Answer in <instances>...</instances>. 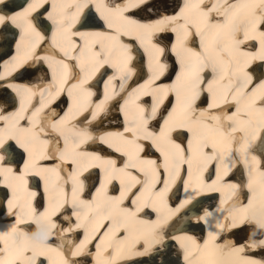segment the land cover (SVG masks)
<instances>
[{
  "label": "bare ground",
  "instance_id": "obj_1",
  "mask_svg": "<svg viewBox=\"0 0 264 264\" xmlns=\"http://www.w3.org/2000/svg\"><path fill=\"white\" fill-rule=\"evenodd\" d=\"M12 1V4H11ZM86 0H65L61 3V8L65 7L67 4L70 3V7L64 8L63 11H47L44 14V6L40 9L37 7V5L42 4V0H36L30 4H27L25 9L20 8V4H26L24 1L20 0H10V3H7L6 0H0V13L3 12L7 7L12 5L16 10H13L11 14V17L13 20L16 21L14 25H18L19 21L16 20L17 15L19 13H29L33 17H36L38 20H40L41 23H43L44 17L49 20L57 21L61 27H63L67 33V38L65 42H62V48H64V45L72 47L70 49V52L76 53V50H73L74 47L79 44L78 40L80 38H84L86 46V49L89 45V50L85 53L84 56H86V59H81L76 61V57L74 56V63L71 61L69 64L74 66H79L78 68H73V76L78 75L80 71L86 67L81 66L85 63V65H91L92 62L95 60V58L92 57V53L96 55L97 51L91 50V46L98 43V46L104 45V49H106V53L108 55H114L116 51H118V46H116V42H118L121 39V42L124 43L123 47H126L127 44H131L132 46H137L139 49L144 48L143 51H141V54L137 57V61L142 59V56L144 55V52L147 53L150 51V53H155L158 55L159 61H157L155 64L157 74H155L151 80V85L148 86L147 90L151 93H155L158 95L160 93V88L167 85L165 82H157L153 83V81L156 79V77L163 72L164 65H169L172 61V66L174 72L177 69L178 76L181 77V84L186 80L187 78H192V80L195 78V74L198 72L199 77L203 81L201 84L198 85V87L194 90L196 92H199V95L203 92H208V95H211L210 98H208V106L205 108L200 109H193L192 114L193 118H201L202 122L206 126V131L203 132V135H208L209 137L215 139L221 138L219 141L217 140V148L222 147L223 150L225 149V155L219 157V161L217 164L223 166L224 165V159L234 157L235 161H245L248 162V159L246 157H249L247 155L244 156V150L246 149V146L255 140L256 136L259 133V130L261 129V125L264 124V101L262 100V94L264 93V74L258 73L260 72V69L263 67V64L261 65L258 63L259 59L263 57L264 52L260 53V55H257L259 52L264 50V24L261 23V21H264V15H261L260 11H254L255 4L259 3V0H210L209 2L201 3L204 0H193L192 3L188 5L186 10L183 11L180 9V11L176 14V9L180 6V4L172 3L174 5L171 9H164L165 5H161V7L158 8V10H154V6L161 3V0H144V2L141 5V0H136L132 3H126L124 7L120 6L118 3H115V0H108V2H100L101 9H96L97 12L92 9V5L88 6V10H86L83 13V16L81 17V20L79 19L80 14V5H82ZM175 1V0H173ZM18 4V9L14 4ZM20 3V4H19ZM76 3L77 6H74ZM137 4H140L143 8L141 10H146L148 13L150 11L155 12L154 18H150L147 20H142L139 23L141 25L146 26L147 30H152V33L150 37L147 38L146 41H144L143 44H139L138 42H135L132 35L128 38V40L125 38L128 37L127 35L130 33L134 28V25L128 24L125 20V18H128L132 20L134 17L128 14L129 8H133ZM198 5V6H197ZM24 6V5H23ZM153 6V7H152ZM197 6V8H196ZM176 8V9H175ZM215 8V10H214ZM34 9V10H33ZM146 11L144 13H146ZM93 12V13H92ZM122 12L124 14L122 15ZM184 12V13H181ZM210 12L217 16V19L211 16ZM163 14V15H162ZM165 17V15H167ZM173 14V15H172ZM162 15V16H161ZM70 16V17H69ZM103 16L108 17L110 19V23H112V20L116 21V24H113L114 30L109 31L108 29H103L102 26L100 27H92L90 28L91 31H84L83 29L77 28L76 25L82 24L83 22H93L96 21L98 24H100V20ZM159 16L161 19H159ZM0 17H3L0 14ZM10 17V18H11ZM69 17V18H68ZM75 17V19H73ZM89 17V21L87 20ZM181 17H183V21H181ZM6 24L3 28V34L2 37L0 35V53L6 52L7 47L10 46V40L13 39V35L15 34V37H18L17 45L21 49H23L26 45L33 42V40L27 39V36L21 35L18 32L14 31L12 29V23H9L7 20L9 19V15L7 17H4ZM20 20L22 18L18 17ZM76 22V25L74 22ZM134 20V19H133ZM136 21V20H135ZM105 22V21H104ZM106 23V22H105ZM109 24V23H108ZM2 25V24H1ZM72 25V28H76L73 32L69 33V29ZM103 25V24H102ZM161 25V26H160ZM233 25L238 29L234 36L230 35V30L232 29ZM219 26V27H217ZM34 28H31V31ZM99 33H98V32ZM14 32V33H13ZM173 32L175 36L174 44L171 46V49L169 48V44L167 43V40L171 37V33ZM2 33V32H1ZM79 37H74V35ZM157 34H161L158 37ZM73 35V37H72ZM245 35L249 37L248 40H245ZM109 37H115V39H109ZM222 38L226 41V47H210L211 42L213 38ZM125 38V39H124ZM156 40H151V39ZM164 38V39H163ZM181 38L185 39L184 42L181 43ZM195 38L199 40H206L203 43H199V41L192 42ZM258 41V50L257 52H254L252 50L251 44L253 43V39ZM116 41V42H115ZM151 41H156L154 44H151ZM192 42V43H191ZM43 45H49L51 44L48 42V40L45 38L41 42ZM168 45V46H167ZM30 48L33 46L30 45ZM116 49H115V48ZM99 48V47H98ZM209 49V52L211 55L216 59L217 64L214 67L212 62L207 59V56L209 55V52H206L205 49ZM43 49V47H41ZM77 49V48H76ZM174 52V57L170 55L171 51ZM170 52V53H169ZM194 53H200V60L197 61L194 57ZM229 55L227 58L226 56ZM261 56V57H260ZM1 57V54H0ZM64 58V57H63ZM61 57L60 61L63 59ZM93 58V59H92ZM79 61L82 62V64L79 63ZM189 61H191V70H189ZM59 62V61H58ZM64 63H68V59L65 57ZM201 62L207 67H201ZM60 63V62H59ZM3 58H0V65H3ZM29 64V65H28ZM26 66L17 68L14 67L8 71L12 77H15V81H9L8 84L4 83L3 80H0V116L5 117V119L2 121L0 120L1 124H9L12 121L15 120L14 111L12 110V97L11 93H13L12 90H16V94L18 93L20 98H22V101L32 102L35 98L34 93L37 91V85L39 86V83L41 80L45 77V70L43 68L42 62L39 60H36L35 57L30 60ZM114 65V63H112ZM112 64H105V66L102 68L103 71H106L108 69H112ZM60 64H57L58 68L55 73H58V75L61 73L62 75L57 79L58 81H62L61 84L55 83L56 90L52 91L50 98H57L58 102L60 104H64L66 101V98L74 99V95L71 92V89L73 88L70 86L68 89H63V83L66 80V76L63 74L65 71L64 67H59ZM172 66L168 69H171ZM222 66V68H221ZM136 69H139L140 73H142V69L140 66H137ZM166 69V70H168ZM263 69V68H262ZM163 70V71H162ZM165 70L164 75L167 74L168 71ZM204 71H211L213 72L212 76L208 77L207 72H201ZM254 71L255 73H258V78L261 79L258 84L255 85L254 89L249 90L251 86L248 87L247 90L244 91L241 98L237 99L238 95L237 93L239 91L238 87L233 88L232 82H235V78L237 76L240 78H244V81H242V84L239 85V87L246 88L247 84H249L252 81V75L249 73V71ZM22 73L23 75H20L18 73ZM160 72V73H159ZM18 74V75H17ZM17 75V76H16ZM139 75L137 71V76ZM72 76V77H73ZM126 77H128V74H126L124 68H117L115 69L114 74L111 75L110 78H114L112 81H110V78L107 79L108 85L117 86V82H124ZM2 76L0 75V79ZM91 78V79H90ZM97 75H93L91 73L88 77H86V81L83 86H78L77 91H81V93H85L88 95L92 90L89 89V86H87L88 83L87 80H92L91 87L96 85V82L98 80ZM20 79V82L18 81ZM31 81L29 85H22V88L20 89L19 86L21 84V81ZM110 82V83H109ZM186 82V81H185ZM236 83V82H235ZM254 83V82H252ZM175 85V84H174ZM173 86L169 88L173 89ZM8 86V87H7ZM161 86V87H160ZM53 87V86H52ZM119 88H116L114 91L118 92ZM145 90V87L142 88ZM249 90V91H248ZM174 91L175 94L178 93V88H176ZM193 91V90H192ZM191 91V92H192ZM254 91V92H253ZM190 92V94H191ZM221 92V94L219 93ZM248 92L247 98H243L244 95ZM62 94V96H60ZM135 99L140 98L141 94L139 90L137 93H134ZM14 98V97H13ZM205 98V97H203ZM202 98V99H203ZM117 99V98H115ZM250 99V100H249ZM56 100V101H57ZM249 100V101H248ZM121 101V100H120ZM235 101V102H233ZM237 105L234 107V104ZM100 104L102 105L101 101H93L92 103L88 101L85 105L87 106L88 110L92 114L94 112V116L96 117L97 113H100L98 117H102L104 114L111 116H114L116 113L114 112V105L111 103H106L105 106L102 108V111H100L98 108L95 109V107H92L93 104ZM121 103V102H120ZM139 103V102H137ZM224 105L223 107L216 108L219 104ZM246 103H249L248 106ZM99 105V106H100ZM140 107L142 104H139ZM45 105H43L44 107ZM91 106V108H89ZM113 106V108H112ZM242 107H245L248 109H243ZM48 111L46 114H48ZM240 112V113H239ZM245 112L248 115V118H245V116L242 114ZM103 113V114H102ZM121 113L123 116H125V119L128 120V124L138 127V132H142L141 130L144 129V126L141 125L144 124V120H148L149 122L157 121L159 117H153L152 111L150 114L145 113L144 116L141 114L138 115L137 111V104L134 103L133 99L130 101H125L121 108ZM78 114V113H77ZM44 115V113H43ZM120 115L118 114V117ZM87 117V114L83 118ZM93 117V114H92ZM97 117V118H98ZM117 117V118H118ZM152 117V118H150ZM228 117H232V120H229ZM210 118V120H209ZM213 118H216L219 120V124L221 127H214L215 129H210V125H212ZM52 117L48 115L47 119L44 120H50ZM256 119H259V123H255ZM199 120V119H198ZM2 121V122H1ZM230 122H234L235 124L233 126H230ZM68 126L70 128L68 129ZM25 127L27 130H30L31 128H28L26 125L19 123L17 128L21 132V128ZM89 127V126H88ZM190 127V126H189ZM174 127L170 125L164 126L162 129L167 132L166 137L163 140H160V145H158L159 149L161 150V155L165 156L166 153L162 150L169 151L167 154H170L171 151V145L176 144L177 142L173 140L172 137V129ZM39 128H35V130L38 131ZM195 129V128H194ZM235 129L239 130L240 132H233ZM175 130V129H174ZM61 131L64 133L62 136L63 145L59 146L60 144H57V140L54 141V146H52L50 143H44L43 145H39L36 148L41 149V154L44 153V149H51L53 150L52 153L55 155H51V157L48 155L42 157L43 161L37 162L35 164L30 165L31 160L34 157H36L40 150L36 151L35 153L31 152H21L20 151V143L14 139V142H8L6 144L5 150H0V157L7 156V162H10L11 164H0V169L3 168H11L12 174L7 178L3 179L0 178V226L3 227L0 229V237H3L2 242V248L0 247V264H15L14 261L18 259L21 260L20 264H32V260L34 258V264H61L62 262L71 263L76 260V251L79 248H82L81 250H86L89 247H93L95 244V239L92 240V242H88L85 244L84 242H81L80 244H74L78 241L77 238L74 239V227L75 225L70 221L67 220L66 223L68 224L64 230L60 228V231L57 229V227L61 226V219L65 217L64 214L69 213L70 208L63 209L64 204L60 205V202L57 200V191L61 190V187L56 188V190H53L52 186L49 189H46L45 186L47 183L45 181H41L37 179V176L34 175L36 172H40L39 177H42L44 180H46L48 183L51 179V174L48 175L50 172H48L50 169L54 170L52 174L59 175L60 172H62L61 167L62 161L69 160L73 161L74 163L78 162V160L81 158V155L87 150V154H95L98 153V155H94L92 158L88 159L89 163L97 164L99 166H102L105 168L106 163L103 157L104 151L102 148L104 145L99 144H92L86 145L85 142H89V139H95L101 140L103 143H107L110 145V143L115 142V138H111L113 135L114 130L102 132L103 134L96 135L95 133L91 134L87 129L85 128H77L76 124L73 121L72 123L68 124V120L65 119L62 122ZM154 132H158L156 137L159 139L160 132L158 128H155L153 130ZM233 132V133H228ZM201 130L195 129L194 131L190 132V135L194 133L195 138L200 137ZM44 133L48 134L47 131ZM22 134V132H21ZM24 136V134H22ZM114 136V135H113ZM225 136L226 139L223 137ZM4 138V135L2 136ZM41 139L45 142H48L47 138L45 136H40ZM172 137V139H171ZM118 138V137H116ZM170 139L171 141H169ZM157 140V139H156ZM107 141V142H105ZM90 143V142H89ZM202 143V141H201ZM91 144V143H90ZM133 144L136 147H140L144 152L148 151L150 153L153 149H151L147 144H140L137 140L133 141ZM102 145V146H101ZM214 148H216L215 144H212ZM19 149H18V148ZM119 148L121 152L124 153L123 148ZM203 154H200L203 158L206 155H210V153H207L206 147L202 146ZM205 151V152H204ZM218 151V149H217ZM206 153V154H205ZM13 154L14 157H10ZM255 155H260L263 153H255ZM129 155L133 157L132 161H129ZM126 158L124 157L125 163L123 165L117 166L119 168H115L116 171L119 169H123L126 164L129 163H136L137 168L132 169L128 168L127 172L130 173L129 176L126 178V182L128 181L129 177L132 179V177H135L136 179H144L146 181L148 177L145 175L142 176L139 174V171L141 168H143L145 165L142 163L143 161L140 160V157H136L135 154L130 153ZM53 156V157H52ZM19 157L26 158V163L22 166L21 169H17L14 162L20 161ZM110 158V156H108ZM218 160V159H217ZM56 161V162H55ZM22 161H20V164ZM52 163V164H50ZM229 166L236 167L231 165V162L228 163ZM27 166V167H26ZM227 167V166H226ZM224 166L222 168L223 176H227V173H229ZM240 169H242V165L240 166ZM43 170V171H42ZM234 170V171H235ZM239 170V169H237ZM82 166H79L76 171L69 173V176H66L64 173L62 174V182H64L67 177L73 179L75 177V180H73L76 183V187H72L71 192H69V188L65 187V195L63 197L62 202H72L73 199L71 198V193H76L80 190V186L82 184L86 185L87 187L92 186L93 184L91 182L86 181L85 177H81L80 174L82 173ZM238 172V171H237ZM23 176V180L18 181L14 179V176ZM96 174L92 173L91 176H94ZM114 175L120 176L119 181H122L124 178V185L120 189V192L117 194L115 191L111 190L110 193L107 194L108 187H104L102 190H100L95 195V199L98 200V204H102L105 206L108 202L116 200L119 198L122 191L125 190V176L124 174L117 171ZM47 177V178H46ZM262 178V177H261ZM116 183L113 180H111L110 186L115 188ZM39 184L42 185V188L39 187ZM217 186V184H216ZM8 187V188H7ZM8 189L12 190L14 193L15 198L13 201L6 200V195L8 194ZM212 192H216L218 187H212ZM140 192H143V189L140 190ZM156 192V191H154ZM30 193H36L35 196H31ZM205 196L207 193H203ZM202 194V195H203ZM210 194V193H208ZM152 198V199H151ZM146 199H151L147 203L149 204L148 207L143 208L141 212H138L135 216L134 223L126 226L125 228L132 229L131 231H134L135 236L125 239V244L122 243L120 240L119 243L113 244L108 243V247L110 250L118 249L123 252L122 256L119 258L117 263L109 262L112 257L110 255H105L97 253L100 250V247L97 249V253L94 255V252H92L89 255V259L86 261H91L90 258H92V261L90 264H93V261L98 262V264H143L142 262H153V264H181L183 261H179L176 255L174 243H172L171 240H168L166 237V240H164V243H159L154 247V243H152V250H142L141 248H136L135 241L138 237L139 231L142 230H150L154 229L157 232H162L163 229H165V226H169L173 223L183 224L186 225L185 230H191V228L196 229L199 228L198 224L201 222L200 217L201 215H197L196 212L193 210V206H191V203H185L186 201H191V197H185L184 200L180 203V205L176 206L172 204L171 201V195L170 194H164L162 197L157 196L155 194L151 196H147ZM84 203H77V208L72 213L73 215H77V211L81 213L83 209H89L91 210V214L88 217V222H92V215L97 212V204L93 205L90 203L87 199L83 200ZM185 205L183 208H181V205ZM12 205V206H11ZM137 206L139 204H136L132 207V203L129 200H125L123 204L119 206V208L115 209L113 208L112 213L114 215L118 213L121 209H128L130 211L135 212ZM156 208L157 213L159 214L157 219L152 222L150 220V216H148L147 213H144L145 211H148L149 208ZM22 210L17 211L16 210ZM179 209V210H178ZM77 210V211H76ZM209 212V211H208ZM144 213V214H143ZM13 215L12 217H1L3 215ZM71 214V217H72ZM106 213L103 211L101 212L99 219L104 220L103 216ZM212 214V212L209 213V216ZM147 216L149 217L148 219ZM204 216V215H203ZM30 217V218H29ZM211 217V216H210ZM241 220L239 221V224H241L239 227H231L226 230V233L235 232L236 237L239 239H242L241 242L242 246H234L232 243L230 244L231 247L225 250L223 261L224 264H226L229 261H235L231 258L233 256L234 258H240L245 260L244 258H249L242 252L243 250H246V245H254L253 241L256 238V233L258 232V223L255 225L251 222V220H248L245 218V215H241ZM82 217H80L81 219ZM12 219V220H11ZM28 220H32L34 224L38 225V230L34 234V230L32 229V223ZM98 220V219H97ZM25 224V225H24ZM102 222H98L97 225L102 226V230H105L106 227H103ZM54 225V227H53ZM85 226V225H84ZM113 224L110 223V226L108 227L107 232H110L111 234L114 232L116 233V229L113 228ZM195 226V227H193ZM181 227V226H180ZM102 230L99 231V233L103 232ZM112 230V231H111ZM217 228H213V233L217 236ZM41 231L46 232V238L43 240H37L35 238V235L40 233ZM188 237H192L193 235L190 234V232L184 233ZM168 235V233H166ZM198 235L200 236L199 239L197 238L195 241L197 244L201 247H203L204 242L206 240H209L208 237L203 238L201 237V233L198 231ZM92 235H89L91 237ZM162 238V236H161ZM134 239V240H133ZM89 240V239H87ZM133 240V241H132ZM108 241H111L108 239ZM119 241V240H115ZM264 242V241H263ZM84 243V245H83ZM188 244V241H184V249L186 251L185 256L188 255V251L186 250V245ZM133 246V248H132ZM221 246L217 240L214 242H210V248L211 247H219ZM74 248V251H73ZM151 251V252H150ZM117 253V251H116ZM145 254L143 257L142 255ZM149 254V256H148ZM94 255V256H93ZM147 256V258H146ZM52 259L50 261L49 259ZM200 258L198 255H194L192 257H189L188 260H186L187 264H196L197 259ZM259 264H264V260L261 262H258ZM232 264H238V261L233 262ZM253 264V263H251Z\"/></svg>",
  "mask_w": 264,
  "mask_h": 264
},
{
  "label": "snow or ice",
  "instance_id": "obj_2",
  "mask_svg": "<svg viewBox=\"0 0 264 264\" xmlns=\"http://www.w3.org/2000/svg\"><path fill=\"white\" fill-rule=\"evenodd\" d=\"M48 0H42V4L37 5V7H41L43 6V3H47ZM144 0H141V3H143ZM34 10V9H33ZM254 11H260L261 15H264V0H259V3L255 4L254 7ZM5 23L4 17H0V24ZM13 24L16 23L15 20L12 21ZM128 24H135L136 22L134 21H129L127 22ZM262 24H264V21H261ZM108 27L111 29L113 27V25L111 23L108 24ZM137 27H146L144 25H137ZM219 27V26H217ZM32 28L31 23H28L27 27L25 28V32L28 31V29ZM238 29L235 27V25H233L232 29L230 30V35L234 36V33L237 31ZM34 31V29H33ZM37 36H39V33L36 34ZM40 39H43L42 37H40ZM109 39H115V37H109ZM249 37L247 35H245V40H248ZM210 47H226V41L222 38H216L214 37ZM206 52H209V49H205ZM104 54V48L101 45V50L99 52L96 53L97 57H102ZM194 57L196 58L197 61L200 60V53H194L193 54ZM207 59L209 61L212 62L213 66L215 67L217 64L216 59L211 55V53L209 52V55L207 56ZM261 59H264V57H262ZM201 67H207V65L203 64L201 62ZM222 68V66H221ZM189 70H191V61H189ZM203 81L201 80V78L199 77V73L197 72L195 74V78L191 81H186L183 84H181V77H177V84L174 85L173 89H170V91L175 90L176 88L179 87H184L185 89H189V90H193L191 92V94H185L182 101H181V105H182V109L183 110H188L191 109L192 104L195 102V100L197 99V97L199 96V92L194 91L199 84H201ZM156 115V107H153L152 109V116L155 117ZM5 117L0 116V120H4ZM229 120H232V117H228ZM165 124H168V121H165ZM176 127L178 128H184L186 127L185 124H179ZM174 130V129H172ZM190 131L192 129H189ZM235 131V129H234ZM128 134L131 135V130H128ZM167 135V132L165 130H161L160 132V136L159 139L163 140ZM152 136V133H147L144 135V139H149ZM261 139L264 140V124L261 125ZM107 142V141H105ZM4 146V142L3 140H0V147ZM21 147H23V145H21ZM117 151H120L119 148L116 149ZM142 151V149H140ZM171 163L169 165H157L156 161L154 160H149L146 162H142L144 163V167L140 169V171L144 172V174L148 177V179L146 181H141L139 179H136L135 177H132V179L130 181H127L126 183V188L124 191L121 192L120 196L118 199L113 200L108 202L105 207L102 209V211L104 213H106L103 216V219L105 221H109L111 222L114 226L115 229L117 231H120L121 229H124L126 226L134 223L135 221V216L138 212H141L143 210V208L148 207V205L146 203H141L139 204V206H137L136 211H130L128 209H121L118 213H116L115 215H112V210L113 208H119V206L121 204H123V202L125 200H129L131 203H138V201L141 200V198L143 196H151L153 194L157 195V196H163L167 191H168V183L174 182L177 177H178V173H179V168L180 165H187L189 168L193 165L196 164L197 166V171H199L201 169V167H203L204 169H207L209 162L218 159L217 156L214 155H206L204 156L203 159H200L199 156L193 152V149L191 147H187V148H181L180 145L178 144H173L171 145ZM187 153V159L184 158V154ZM3 157H0V160H2ZM133 157L131 155H129V161H132ZM109 169H111L114 165H115V161H107L106 162ZM155 166V167H152ZM27 167V166H26ZM128 168H132V169H136L137 165L136 163H129L126 164L125 167L123 169H119L118 171L122 174H124L125 177L129 176L130 173L127 172ZM162 169H167L169 176H170V180L169 182H164L162 180H159L156 178V176L159 174V170ZM187 170V169H186ZM12 169L11 168H3L0 169V178L3 179H7L11 174H12ZM43 171V170H42ZM214 174V166L213 169L211 171H209V176L208 178L211 180L212 179V175ZM34 175L39 176L40 172H36L34 173ZM14 179L21 181L23 180V176H14ZM120 179V176H116L113 175L110 177V180H117ZM217 179H222V177H217ZM73 180H75V177H73ZM122 183H124V181H122ZM159 183H164V188L161 189L158 192H154V190L157 187V184ZM143 185L144 188V193H142V197H137V201H132V196H135L136 193L135 192H131V189L133 187H135L136 185ZM251 185H249L250 187ZM233 188V190H235L237 188L236 185H232L231 186ZM139 191V189H137ZM209 191H212L213 189L210 187L208 189ZM129 192H131V195H129ZM31 196H35L36 193H30ZM245 197L247 198V194L245 193ZM185 203H191V201H186ZM185 205H181L180 207L183 208ZM252 208L251 203L243 210L244 212H248L249 209ZM179 210V209H178ZM258 215H264V207H262L260 209L259 212L257 211H253L252 216L251 217H247L248 220L251 219H256ZM258 226L261 229H264V218L257 220ZM109 225L107 223L103 224V227H108ZM240 225L233 223L231 225V227H239ZM54 227V225H53ZM79 227V225H78ZM226 227H228V225H218V228L221 230H224ZM121 235H123V232L121 231L120 233ZM46 232L41 231L40 233L35 235V238L37 240H43L46 238ZM217 236L216 234H209V240H206L204 242L203 247L199 246L197 244V242L195 240H193L192 238H186V240L188 241V247L191 249L188 252V255L185 256V259L188 260L189 257H192L194 255H198L200 258L197 259L196 264H224L223 261V256L225 253V250L230 248L231 245L230 244H226L223 246H219V247H211L210 248V242H214L216 240ZM0 239H3V237H0ZM15 264H20L19 259L17 258V260L15 261ZM32 264H34V258L32 260Z\"/></svg>",
  "mask_w": 264,
  "mask_h": 264
},
{
  "label": "rangeland",
  "instance_id": "obj_3",
  "mask_svg": "<svg viewBox=\"0 0 264 264\" xmlns=\"http://www.w3.org/2000/svg\"><path fill=\"white\" fill-rule=\"evenodd\" d=\"M172 3H176V1H173V0H161L160 4H157L156 6H154V10H158V8L161 7V5H165V7H163L164 9H171L174 6V5H172ZM149 14L154 15L155 12L150 11Z\"/></svg>",
  "mask_w": 264,
  "mask_h": 264
},
{
  "label": "water",
  "instance_id": "obj_4",
  "mask_svg": "<svg viewBox=\"0 0 264 264\" xmlns=\"http://www.w3.org/2000/svg\"><path fill=\"white\" fill-rule=\"evenodd\" d=\"M260 143H261V145H263V144H264V140L261 139V140H260Z\"/></svg>",
  "mask_w": 264,
  "mask_h": 264
}]
</instances>
